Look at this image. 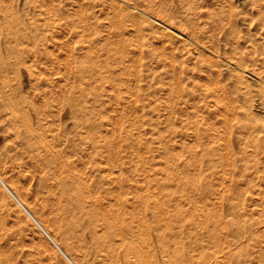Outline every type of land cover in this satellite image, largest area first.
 I'll return each mask as SVG.
<instances>
[{
  "label": "rangeland",
  "instance_id": "rangeland-1",
  "mask_svg": "<svg viewBox=\"0 0 264 264\" xmlns=\"http://www.w3.org/2000/svg\"><path fill=\"white\" fill-rule=\"evenodd\" d=\"M27 1L63 7L80 25L45 28L51 11L21 20L13 10L0 73L13 97L34 100L40 149L73 163L83 183V208L68 210L64 172L0 116V180L52 241L74 264H118L128 250L107 246L124 223L154 246L167 240V251H149L160 264H264V0ZM0 191L10 203L0 264H43L32 236L69 264Z\"/></svg>",
  "mask_w": 264,
  "mask_h": 264
},
{
  "label": "bare ground",
  "instance_id": "bare-ground-1",
  "mask_svg": "<svg viewBox=\"0 0 264 264\" xmlns=\"http://www.w3.org/2000/svg\"><path fill=\"white\" fill-rule=\"evenodd\" d=\"M71 1H73V0H71ZM73 2L75 3V1H73ZM79 2H80V0H79ZM8 3H9L8 0H0V73L6 72L7 67L5 65V59H6V56L11 52V49H12V46H13V45L11 46V42L9 40L10 39V34L12 33L13 28H14L13 26L16 23V21L14 23V20L12 21V19L10 18V15L12 14L13 10L17 11L16 13H18L21 16L20 17L21 20H25L26 17L31 16V15L33 16V15H35V13L37 14L38 12L41 14V13H45L46 11L47 12L51 11V14H54V19L44 21L45 22L44 23L45 24V26H44L45 28H54V27H57V26L58 27H63L62 25L64 24L65 26H68L69 30L71 29L72 32L76 33L77 28L79 29V27H80V25L78 26L71 19L66 20L69 17H68V13L66 11H64L65 8L60 7V6H55L54 7V5H52V4L49 5V3L46 2V1H40L38 4L32 6V5H30V3H28L27 0H23L22 3H16L15 8H14L13 5L11 6V4H8ZM90 4H91V2H90ZM79 5H81V4H79ZM64 6H65V4H64ZM67 6H69V5H67ZM71 6H73V4H71ZM88 7H89V5H88ZM72 10L69 11V12H72ZM73 13H75V12H73ZM51 14H50V16H51ZM43 15L44 14H42V16ZM12 16H13V14H12ZM69 16H70V14H69ZM75 17H78V21H80V23H81V18L79 16H76V15H75ZM52 18H53V15H52ZM42 25H43V23H42ZM81 25H83V24H81ZM31 27H32L31 30H35V32L39 30L38 29L39 28L38 24L32 25ZM86 27L88 28V26H86ZM54 58H56V57H54ZM55 61H57V60H55ZM135 65H136V63H135ZM133 72L135 73V70ZM133 72H132V74H134ZM177 72H175V74ZM132 77H133V75H132ZM4 83L5 82L0 83V116L5 118V120L7 121V126L8 127H10L13 130H15V134L17 136V139L20 142L24 143L29 148V150L31 152L33 151L35 156L39 157L40 160L47 167H52L54 170L56 169V170H59L60 172H64V177H62V178L57 177V178L60 179V181L59 180L58 181L61 184L60 186L62 187L64 195L67 194V200H66V203H65L66 204L65 207L68 210H71V211H73V210H75L77 208L82 209L83 208V206H82L83 202L81 200L84 198L85 195L80 191L81 190L80 188H82L81 184H83V183L80 180L81 178L78 179V178L74 177L73 173H71L69 171L71 169V165L73 163L71 164L70 162H68L66 160L60 159V155L59 154L50 153V152H48L46 150L42 151L40 149V146H39V143H38V139L40 137L37 136L36 134H34L33 131H32V126L35 123V121L32 119V116L36 112V108L34 106L35 102L34 103L32 102L34 100L32 99V101H30L29 98H27V96L26 97H24V96L20 97L18 95L19 98L13 97V94L11 92H8L7 90L4 89V86H5ZM173 84H175V83H173ZM46 101H48V100H46ZM49 106H52V105L50 104ZM49 109H51V107ZM54 115L52 117L56 116V115L55 116ZM36 123H39V122L36 121ZM74 167L75 166H73V168ZM0 184L6 190V192L11 196V198L14 199V201L22 208V210L37 225V227L42 231V233L45 235V237L52 243V245L55 246V248L66 259V261L69 264H74L68 258V256L65 255V253L61 249V247H59L58 245H56V243H54V241H52L51 236L48 235L42 229V227H40L41 225L39 226V224L36 221L37 219H35L32 215H30L28 213V211L25 209V207L20 203V201L16 198V196L12 193V191L4 184V182L0 180ZM76 190H77V192H73V191H76ZM9 205H10V203H9L8 197L6 195H4L0 191V214L1 213L9 214V211H10L8 209ZM142 222H144V221H142ZM10 223L14 226L15 232H16V230L18 231V233H22L24 231V225L22 224L23 221H22V218L20 216H16V219L13 222L11 221ZM138 227H140V226H138ZM145 228H146V225H145ZM104 229H105L104 230L105 233L109 234V235L113 234L115 232V230H116L110 224L106 225V227ZM140 230H141V228H140ZM118 231H119V234L121 235L120 236L121 237V241L119 242V244H117L115 241H112V242L110 241V243L107 246L110 250H114L115 248H117V246H121L123 250L124 249L128 250L127 251V253L129 252L128 254H126V253L123 254L122 251L120 253H118L117 258H116V262L118 264H160L159 260L161 258L158 259L159 257H157V255L155 256V254H153V253H151V254H153V255H151L150 252L155 248V246L156 247L158 246V248H159L158 251H160V250L161 251L162 250H166L167 251V246H166L167 240H164V241L160 242V243H162L164 245H161L160 243H158L157 245L155 244V246H154V241H156V240L153 241V239H155V237H152L153 238V239L151 238L152 240L151 239L147 240L146 238H142V237L140 238L139 236H137L138 234L135 233V231H134V229L132 227H129V226H127L124 223H121L120 228H119ZM147 231H149V233H151V235H152L155 230L153 229V226H149ZM26 236H28V235H26ZM25 240H27V242L29 243V245L32 248V250L37 254V256H38V258L40 260V263L42 262L43 264H64V263L61 262L60 258H58L56 256V254L50 250V248H49L50 245L48 244L49 245L48 246L47 243L43 239H41L40 237L32 236V237L26 238ZM99 246L100 247H104L103 244H100ZM145 248L146 249L148 248L147 249L148 250L147 254L144 253V251H143ZM150 248H152L151 251H150ZM0 249H2V248H0ZM130 256H131V258H130ZM7 257L6 258L3 257V261H4L3 264H9L8 262H10V260H9L10 258L9 257L7 258ZM0 260H1V258H0ZM163 263L164 264H173L172 262L169 263V261H167V260H163L161 262V264H163ZM175 263H177V262L175 261Z\"/></svg>",
  "mask_w": 264,
  "mask_h": 264
}]
</instances>
